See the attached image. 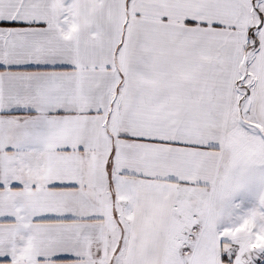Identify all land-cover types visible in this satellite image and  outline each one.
Wrapping results in <instances>:
<instances>
[{
    "label": "snow or ice",
    "instance_id": "snow-or-ice-1",
    "mask_svg": "<svg viewBox=\"0 0 264 264\" xmlns=\"http://www.w3.org/2000/svg\"><path fill=\"white\" fill-rule=\"evenodd\" d=\"M0 264H264V0H0Z\"/></svg>",
    "mask_w": 264,
    "mask_h": 264
}]
</instances>
